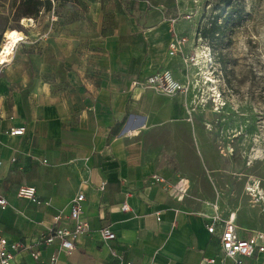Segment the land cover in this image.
<instances>
[{
	"label": "crops",
	"instance_id": "obj_1",
	"mask_svg": "<svg viewBox=\"0 0 264 264\" xmlns=\"http://www.w3.org/2000/svg\"><path fill=\"white\" fill-rule=\"evenodd\" d=\"M192 1L53 0L49 21L20 23L23 39L0 63V197L8 203L0 236L31 246L16 251L14 264H220L218 238L207 230L211 207L188 204L134 137L160 117L186 120L195 103L201 66L182 56L201 47ZM181 38L182 55H170ZM163 70L187 93L140 82ZM19 127L22 135L9 134ZM22 186L35 188V201L17 195ZM79 193L88 228L73 250L39 245L55 215L72 226ZM104 229L115 237L104 239ZM246 264H264V254Z\"/></svg>",
	"mask_w": 264,
	"mask_h": 264
},
{
	"label": "rangeland",
	"instance_id": "obj_2",
	"mask_svg": "<svg viewBox=\"0 0 264 264\" xmlns=\"http://www.w3.org/2000/svg\"><path fill=\"white\" fill-rule=\"evenodd\" d=\"M220 1L195 0L193 5L199 6L194 22L199 19L200 45L224 104L217 106L203 84L186 120L179 113L160 117L134 137L145 162L168 170L188 204L215 207L223 218L235 216L245 235L264 232V0H239L248 15L240 27L205 38L200 32L224 6ZM18 2L0 0V47L13 31L22 34ZM42 11L37 18L26 17L29 26L51 19L50 11Z\"/></svg>",
	"mask_w": 264,
	"mask_h": 264
},
{
	"label": "built area",
	"instance_id": "obj_3",
	"mask_svg": "<svg viewBox=\"0 0 264 264\" xmlns=\"http://www.w3.org/2000/svg\"><path fill=\"white\" fill-rule=\"evenodd\" d=\"M45 2L47 0H39ZM53 1V0H49ZM42 12V11H41ZM40 12V13H41ZM201 38L197 40L200 41ZM186 41L185 38L179 40H174L169 44V54L170 55H182L179 51V46H181ZM202 47V46H201ZM185 60L190 64L201 66L205 55L201 57L198 54H191L190 56L182 55ZM199 70L198 72H200ZM139 82V81H138ZM143 84L152 88L153 90L162 92L166 95H175L177 93H187V87L177 81L170 70H163L153 73L147 76L142 81ZM24 133V128H14L11 129L10 135H22ZM35 188L31 186H22L18 189L17 195L20 198L34 200L35 201ZM84 201V194H77L70 202V211L68 219L72 223L71 227L62 226L60 224L61 215L57 214L53 218V225L48 235L42 236L38 244L50 245L55 241L61 249L71 251L74 248V242L82 233L87 231V222L82 219V203ZM7 201L3 197H0V206L5 208L7 206ZM123 211L128 210L127 203H123L121 206ZM210 219V223L207 225V230L210 234L215 235L218 238V243L220 247V264H246V260L254 257L257 254H264V232L254 231L246 237H241L238 234L237 226L235 225V217L229 216L228 218H223L218 213L217 209L213 207L212 215H205ZM102 236L104 239H113L115 235L104 229L102 231ZM27 248L30 249V245L15 242L8 243L7 239L0 236V264H14V256L18 249ZM30 254L36 261L40 260V252L30 250ZM56 258L53 257L50 264H54ZM216 258L205 259V262L213 264Z\"/></svg>",
	"mask_w": 264,
	"mask_h": 264
},
{
	"label": "trees",
	"instance_id": "obj_4",
	"mask_svg": "<svg viewBox=\"0 0 264 264\" xmlns=\"http://www.w3.org/2000/svg\"><path fill=\"white\" fill-rule=\"evenodd\" d=\"M239 0H221L224 6L219 9V13L214 15L210 22V27L203 29L200 33L205 38H213L224 33L226 30L232 31L240 27L248 15L243 14V8L239 5ZM45 9L46 12L51 9V1L41 2L39 0H19L16 7V14L20 17L36 18L39 13ZM44 11V10H43ZM224 18V22L219 23V19ZM199 34V31H197Z\"/></svg>",
	"mask_w": 264,
	"mask_h": 264
},
{
	"label": "bare ground",
	"instance_id": "obj_5",
	"mask_svg": "<svg viewBox=\"0 0 264 264\" xmlns=\"http://www.w3.org/2000/svg\"><path fill=\"white\" fill-rule=\"evenodd\" d=\"M22 23L26 26H29V23H32V22L28 21L26 18L25 20L22 21ZM22 39H23L22 34L16 32V31L12 32V34L9 36V38L6 42L7 45L5 44L2 47H0V63L11 58L15 44L20 42ZM206 53H207V51L204 48L200 47V49L198 51V56L201 57V54H202V56L205 55V57L203 56L204 60L202 61L201 71L199 72L200 84H198V83L197 84L199 85V88L203 84H204V86H206L208 88L207 89L208 94H210L209 97L215 99L214 102L217 103L216 104L217 106L223 105L224 103L222 102L221 96L219 94L220 92L217 90V87H215L216 81H214L213 77L209 73V69H208L209 60H208V56ZM200 90H201V88H200ZM203 90L205 91L204 88H203ZM218 109H219V107L213 111L217 112Z\"/></svg>",
	"mask_w": 264,
	"mask_h": 264
}]
</instances>
